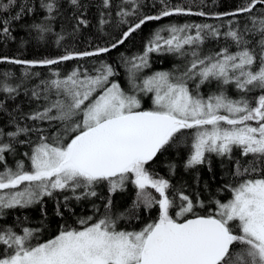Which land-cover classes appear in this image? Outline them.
Returning <instances> with one entry per match:
<instances>
[{
	"label": "snow or ice",
	"instance_id": "6c2138e0",
	"mask_svg": "<svg viewBox=\"0 0 264 264\" xmlns=\"http://www.w3.org/2000/svg\"><path fill=\"white\" fill-rule=\"evenodd\" d=\"M66 2L75 20L68 35H74L90 24L87 7L84 0ZM159 3L160 11L148 15L141 14L140 0H122L116 15L127 30L109 45L66 50L57 58L0 56V63L26 66L24 76L28 78L39 75L27 71L29 68L108 53L149 21L173 15L229 18L226 24L161 27L152 33L141 54L122 57L131 89L153 94L149 109L141 107L138 95L121 86L113 65L104 61L91 71L77 67L63 77L54 73L55 78L42 81L43 87L33 89L31 96L37 100L43 96L45 103L31 113L13 115L5 98H0V113H6L14 125V130L0 127V163L4 164L0 215L4 209L42 202L57 190H70L80 200L97 196L99 184L107 183L111 194L131 182L137 189V207L140 203L157 206V219L138 231L118 230L110 215L109 196L99 219L81 218L78 228L61 226L44 242H39V229L25 227L17 233L10 226L0 228V264H264V0H241L232 11L215 13L194 12L191 5H172L168 0ZM258 5L262 7L254 14ZM62 7L61 0H0V33L14 39L11 25L42 9L46 15L29 28L38 40H44L53 32L52 22ZM99 7L104 9L98 21L103 31L112 14L108 11L112 0H100ZM242 15L246 17L243 23L237 19ZM132 17L137 22L130 23ZM56 35L59 45L65 37ZM222 37L226 46L201 53L206 40ZM154 52L184 57L187 66L179 75L160 71L141 79ZM9 78L10 73L0 74V92L14 101L21 85L13 86ZM193 81L195 91L189 87ZM212 82L217 90L202 95L201 85ZM229 86L235 87L238 98L228 95ZM257 89L259 95H255ZM49 93L56 98L50 99ZM20 120L60 121L63 135L57 132L49 137L43 134L45 129L22 125ZM32 133L37 134L35 142L20 139ZM181 141L189 149L186 168L210 166L211 154L226 157L234 165L233 183L225 186L230 198L216 200L215 210L206 215L195 211L198 204L203 207L198 194L194 201L182 188L157 178L146 167L166 146ZM17 144L30 145V152L24 154L29 165L18 160L13 169L6 164V154L15 153ZM234 149H239L243 162L233 161ZM78 190L82 191L77 194ZM173 209H177L175 215ZM57 215H62L59 209Z\"/></svg>",
	"mask_w": 264,
	"mask_h": 264
},
{
	"label": "trees",
	"instance_id": "16d2710c",
	"mask_svg": "<svg viewBox=\"0 0 264 264\" xmlns=\"http://www.w3.org/2000/svg\"><path fill=\"white\" fill-rule=\"evenodd\" d=\"M140 2L143 5L141 14L155 15L160 11L161 5L159 0H140ZM168 2L172 5H191L194 12L203 10L215 13L232 11L240 5L241 0H203V5L201 4V0H168ZM61 3L63 7L60 10V15L52 22L53 32L47 34L44 40H38L35 31L29 28V25L39 22L46 15L42 9L37 13L23 17L21 21L14 22L11 25V34L14 39L5 37L0 33V56L26 60L57 58L64 55L66 50H93L97 46L109 45L114 43L116 39H119L123 31L127 30V25H121L119 23L120 18L116 15V12L119 10L117 6L122 3V0H112L113 7L108 10L112 14L110 17H107L109 23L104 25L103 31L100 30V25L98 24L100 12L104 11V9L99 7L100 0H84L87 7L85 16L90 21V24L88 27H81L74 35H68L72 33L75 20L72 19V10L66 0H61ZM261 7L258 5L257 9L254 10V14L258 13ZM228 19L225 17L222 20H217L212 16L199 15L163 17L159 21H149L142 25L123 44L99 57L73 59L50 66H36L35 68L27 69V71L40 75L44 74V72L48 73L51 67L67 68L70 66H79L80 68L90 67L89 71H91L94 67L98 66L100 61H104L113 65L116 70L115 79L121 81L124 76L128 77V66L123 63L122 57L130 58L141 54L144 46L151 39L156 26L179 23L203 24V22H210L209 24L216 25L226 24ZM237 19L243 23L246 17L242 15ZM129 20L130 23L137 22L136 17L129 18ZM57 33L65 37L59 45L56 43ZM226 43L223 37L219 40H206L201 46L200 51L206 55L209 52L218 51L220 48L226 46ZM187 62L186 58L176 54L154 52L150 54V67L146 68V70H170L174 71V73H181L185 70ZM25 70L26 66L0 63V74L5 72L10 73L9 83L13 84V86L17 84L21 85L19 94L14 101L6 99V94L0 92V98H5L8 112L13 113V115L28 114L39 107L38 103L40 101L33 98L31 92L33 89L39 91L43 85L37 81V75L25 78ZM189 87L194 90L191 83H189ZM255 95H259L258 89ZM231 96L238 98L237 90ZM17 105H19L18 109ZM141 107L146 109L148 108V104H143ZM20 123L22 125L27 123L29 126L43 128L45 129L43 134L49 137L62 131L64 127L60 121L33 123L30 120H20ZM5 126H7L6 130H14V125L9 123L8 115L0 113V127ZM20 139H30L35 142L37 134L32 133L30 137L21 136ZM15 147V153L6 154L7 166L15 169L18 160H23L25 165L28 166L29 161L24 154L30 152V145L17 144ZM188 155L189 149L182 141L173 143L162 149L146 167L157 177L168 179L174 187L182 188L185 194L192 197L194 201L197 199L198 194L199 200L203 201V207H200L198 204L195 211L198 214L206 215L210 211L215 210L214 202L216 200L226 202L230 198V190L226 189L225 186L233 183L231 172L234 170V165L226 157L211 154L208 157L210 166L208 163H204L186 168L185 164ZM244 159L240 155L239 149H234L233 161L241 160L243 162ZM248 159H251V157ZM3 170L4 164L0 163V171ZM95 191L97 192V196H89L77 200L73 197L71 191L57 190L53 196L43 197L42 202L27 207L17 206L11 209H4L3 215H0V228L10 226L17 233H22V229L25 227L39 229L37 233L39 242H44L56 235L61 226L74 227L78 225L81 218H95L103 215L105 211L104 205L107 203L109 196L112 200L110 215L113 219H116L118 228L127 230L140 228L144 224L153 222L159 215L157 206L148 208L143 203H140L139 207H137V191L131 182H128L123 190H117L111 194L108 191L106 183L99 184L95 188ZM152 194L157 196L154 192ZM65 196L70 197V199L65 201ZM58 209L62 215H57ZM35 242L34 240L33 243Z\"/></svg>",
	"mask_w": 264,
	"mask_h": 264
},
{
	"label": "rangeland",
	"instance_id": "374dc122",
	"mask_svg": "<svg viewBox=\"0 0 264 264\" xmlns=\"http://www.w3.org/2000/svg\"><path fill=\"white\" fill-rule=\"evenodd\" d=\"M204 23H207V22H203V24ZM210 22H208L207 24H209ZM180 24V23H179ZM178 24V25H179ZM165 26V24H162V25H158V26H156L155 27V30H157V29H159V28H161V27H164ZM145 47V46H144ZM139 51V50H138ZM77 67H79V66H70V67H67V68H64V67H51L50 68V70H48L49 72L48 73H46V72H44V74H40V75H37L36 76V79H37V81H39L40 83L42 82V81H48V80H50V79H53V78H55V76L53 75L54 73H59L60 75H61V77H63V76H65V75H67V74H69L73 69H75V68H77ZM90 67H87V69H89ZM92 68V67H91ZM160 71H167V72H173L174 73V71H170V70H151V71H147L146 70V68L145 69H143V71H142V73H140V78L142 79L144 76H148V75H152L153 73H155V72H160ZM175 75H179L180 73L179 72H177V73H174ZM118 81V80H117ZM120 84H121V86L126 90V91H128L130 94H136V95H138V98L141 100V106L143 105V104H148V108H146V109H149V108H151L152 107V96H153V94L152 93H147V94H145V93H140V92H134L132 89H131V85L129 84V80H128V77H123V79L121 80V81H118ZM189 83H191L192 84V86L194 87V90L193 91H195L196 89H195V84H196V82H189ZM194 84V85H193ZM217 90V85H216V83L215 82H212L211 84H204V85H201V87H200V89H199V91H200V93L202 94V95H204V96H207L208 94H210L211 92H214V91H216ZM236 89H235V87L234 86H229V87H227L226 88V91H227V93H228V95L229 96H231V94L235 91ZM49 95V97H50V99H55L56 97H55V95L54 94H52V93H49L48 94ZM40 102L38 103L39 104V107L38 108H40V107H42L43 105H44V103H45V101H44V99H43V96L41 97V100H39ZM150 105V106H149ZM60 133H61V135H63V131H60ZM157 178H160V177H157ZM106 185H107V183H106ZM98 186V185H97ZM96 186V187H97ZM107 187H108V185H107ZM70 191V190H69ZM80 191H82V190H78L77 192H80ZM136 191H137V189H136ZM149 191H151V192H154V193H156L155 192V190H153V189H149ZM156 195H157V197H158V194L156 193ZM148 224V223H147ZM146 224H144V225H142L140 228H132V229H130V230H127V229H123V228H118V230H127V231H133V230H135V231H138V230H140L142 227H144ZM81 225H76V226H74V228H78V227H80Z\"/></svg>",
	"mask_w": 264,
	"mask_h": 264
},
{
	"label": "flooded vegetation",
	"instance_id": "af4514ba",
	"mask_svg": "<svg viewBox=\"0 0 264 264\" xmlns=\"http://www.w3.org/2000/svg\"><path fill=\"white\" fill-rule=\"evenodd\" d=\"M175 211H176V209L172 211V214H173V215H175ZM101 216H102V215L97 216V217L92 218V219H93V221H95V220L99 219ZM78 225H80V224L78 223Z\"/></svg>",
	"mask_w": 264,
	"mask_h": 264
},
{
	"label": "water",
	"instance_id": "95a60500",
	"mask_svg": "<svg viewBox=\"0 0 264 264\" xmlns=\"http://www.w3.org/2000/svg\"><path fill=\"white\" fill-rule=\"evenodd\" d=\"M190 218V217H189Z\"/></svg>",
	"mask_w": 264,
	"mask_h": 264
}]
</instances>
